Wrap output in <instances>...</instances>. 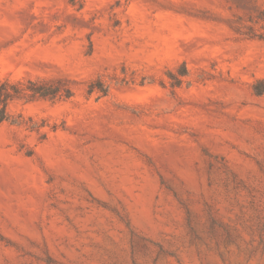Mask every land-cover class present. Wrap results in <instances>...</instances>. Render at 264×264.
Instances as JSON below:
<instances>
[{
	"label": "rangeland",
	"instance_id": "obj_1",
	"mask_svg": "<svg viewBox=\"0 0 264 264\" xmlns=\"http://www.w3.org/2000/svg\"><path fill=\"white\" fill-rule=\"evenodd\" d=\"M0 80V264H264V0H0Z\"/></svg>",
	"mask_w": 264,
	"mask_h": 264
},
{
	"label": "trees",
	"instance_id": "obj_2",
	"mask_svg": "<svg viewBox=\"0 0 264 264\" xmlns=\"http://www.w3.org/2000/svg\"><path fill=\"white\" fill-rule=\"evenodd\" d=\"M59 91V87L46 82L29 80L26 86H21L8 80H0V122L10 118L8 107L14 99L24 96L28 92L34 97L55 98ZM102 91L106 95L108 88L102 89ZM67 92L70 91L67 89Z\"/></svg>",
	"mask_w": 264,
	"mask_h": 264
}]
</instances>
